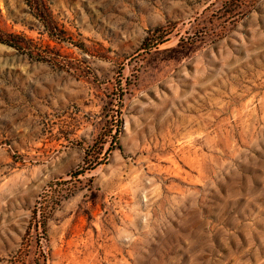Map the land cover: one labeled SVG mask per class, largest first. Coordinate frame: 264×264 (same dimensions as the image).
Instances as JSON below:
<instances>
[{
	"label": "rangeland",
	"instance_id": "rangeland-1",
	"mask_svg": "<svg viewBox=\"0 0 264 264\" xmlns=\"http://www.w3.org/2000/svg\"><path fill=\"white\" fill-rule=\"evenodd\" d=\"M45 2L0 0V264H264V0Z\"/></svg>",
	"mask_w": 264,
	"mask_h": 264
},
{
	"label": "trees",
	"instance_id": "trees-1",
	"mask_svg": "<svg viewBox=\"0 0 264 264\" xmlns=\"http://www.w3.org/2000/svg\"><path fill=\"white\" fill-rule=\"evenodd\" d=\"M27 3L29 4L30 8L33 10V13L39 17H41V13L46 11L47 9L45 0H27ZM0 42L12 45L10 44V42L2 40L1 38H0Z\"/></svg>",
	"mask_w": 264,
	"mask_h": 264
}]
</instances>
